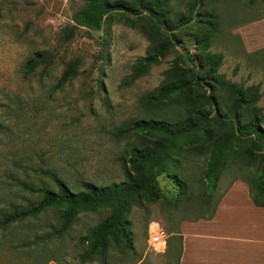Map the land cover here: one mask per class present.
Listing matches in <instances>:
<instances>
[{"label": "rangeland", "instance_id": "1", "mask_svg": "<svg viewBox=\"0 0 264 264\" xmlns=\"http://www.w3.org/2000/svg\"><path fill=\"white\" fill-rule=\"evenodd\" d=\"M204 4L218 15L219 31L211 51L224 56L220 74L245 87L260 84L259 106L264 112V0H205ZM83 7L81 0H0L1 179L8 175L38 188L45 175L56 171L76 191L83 181L99 186L121 182L129 139L117 138L116 131L123 123L145 116L142 98L162 85L164 72L178 55L191 65L184 46L195 52L197 23L178 33L184 46L176 47L133 86L120 87L146 55L149 40L115 16L100 31L78 28L74 37L67 39L68 30L76 26L74 14ZM176 7L182 12L186 6ZM201 11L210 12L207 6ZM37 53L43 61L27 75L25 66ZM75 62L79 63L77 77L55 91L65 68ZM203 168L204 163H192L187 172L198 177ZM241 174L238 167L225 172L215 198L224 197ZM159 184L169 196L176 190L168 174ZM40 195H35V201ZM8 203L25 204L24 196L0 190V207ZM108 214V210L80 213L69 232L52 244L54 258L49 264H82L80 257L86 249L82 237ZM199 215L192 204L180 208L162 202L135 206L128 215L134 232L133 250L112 249L106 262L85 264H178L179 239H170L169 232ZM59 224L58 214L50 211L19 226L11 238L44 234ZM159 229L165 233L166 248L163 240L154 242L155 237L162 238ZM0 258L12 261L10 256Z\"/></svg>", "mask_w": 264, "mask_h": 264}, {"label": "trees", "instance_id": "2", "mask_svg": "<svg viewBox=\"0 0 264 264\" xmlns=\"http://www.w3.org/2000/svg\"><path fill=\"white\" fill-rule=\"evenodd\" d=\"M81 1L84 7L74 14L76 26L68 30L67 39H72L78 28L100 31L115 16L123 25L139 29L149 40L146 55L133 66L120 87L133 86L176 47L184 46L178 33L197 23L200 28L193 36L195 52L184 46L191 65L178 55L164 72L162 85L142 98L145 116L123 123L116 131L117 138L129 139L121 163V182L99 186L83 181L76 191L56 171L40 179L38 188L32 182L0 176V190L23 195L25 202L0 207V257L12 258H0V264H49L54 258L52 244L69 232L83 212L108 210L109 214L82 237L81 244L86 247L80 257L82 264L94 260L104 263L112 249L133 250L134 232L128 215L135 206L145 208L162 202L180 208L192 204L200 212L195 220H210L223 198H215L221 178L232 167L243 172L236 180L247 183L254 204L264 207L261 85L245 87L220 74L224 56L211 51L219 31L218 15L212 6L204 4L205 0ZM176 4L185 5V10L180 12ZM205 6L210 12L201 11ZM41 55L37 53L27 63V75L41 65ZM78 72L79 63H70L54 90H63ZM192 163H204L200 176L187 172ZM165 174L176 186L171 196L159 184ZM37 193L42 195L35 201ZM50 211L58 214V227L52 226L44 234H26L20 240L11 238L19 226ZM175 237L179 239L181 264L182 237Z\"/></svg>", "mask_w": 264, "mask_h": 264}, {"label": "crops", "instance_id": "3", "mask_svg": "<svg viewBox=\"0 0 264 264\" xmlns=\"http://www.w3.org/2000/svg\"><path fill=\"white\" fill-rule=\"evenodd\" d=\"M175 236L182 237L181 264H264V207L236 180L212 219L183 221Z\"/></svg>", "mask_w": 264, "mask_h": 264}, {"label": "built area", "instance_id": "4", "mask_svg": "<svg viewBox=\"0 0 264 264\" xmlns=\"http://www.w3.org/2000/svg\"><path fill=\"white\" fill-rule=\"evenodd\" d=\"M159 233L162 235V238H160V237H155V243H157V242H159V240L161 241V240H163V242L165 243V248H166V239H165V234L161 231V230H159Z\"/></svg>", "mask_w": 264, "mask_h": 264}]
</instances>
